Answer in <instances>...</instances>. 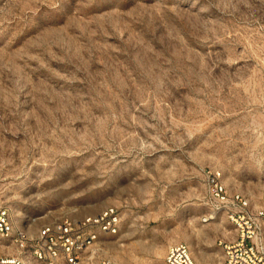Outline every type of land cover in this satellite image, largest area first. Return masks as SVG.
I'll use <instances>...</instances> for the list:
<instances>
[{
	"label": "rangeland",
	"instance_id": "rangeland-1",
	"mask_svg": "<svg viewBox=\"0 0 264 264\" xmlns=\"http://www.w3.org/2000/svg\"><path fill=\"white\" fill-rule=\"evenodd\" d=\"M236 196L264 205V0H0L16 230L114 209L118 232L96 228L84 264H166L177 243L220 264Z\"/></svg>",
	"mask_w": 264,
	"mask_h": 264
},
{
	"label": "built area",
	"instance_id": "built-area-1",
	"mask_svg": "<svg viewBox=\"0 0 264 264\" xmlns=\"http://www.w3.org/2000/svg\"><path fill=\"white\" fill-rule=\"evenodd\" d=\"M218 194H225L223 186L216 183ZM236 210L230 214L237 230V238L224 244L225 258L220 264H264V205L252 208L250 201L242 196L234 198ZM120 218L111 209L96 217L81 220L65 219L44 226L32 237L28 232L15 229L8 209L0 207V237L16 243L19 255L4 258L0 264H25L26 250L36 261L45 264H84L83 255L97 240L96 228L116 234ZM166 264H201L185 243L172 244L166 253ZM101 264H117L105 260Z\"/></svg>",
	"mask_w": 264,
	"mask_h": 264
}]
</instances>
